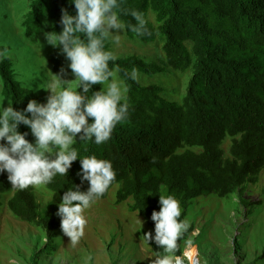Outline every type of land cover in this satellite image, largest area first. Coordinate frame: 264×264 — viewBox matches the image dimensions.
Masks as SVG:
<instances>
[{"label": "trees", "instance_id": "trees-1", "mask_svg": "<svg viewBox=\"0 0 264 264\" xmlns=\"http://www.w3.org/2000/svg\"><path fill=\"white\" fill-rule=\"evenodd\" d=\"M122 7L139 10L148 19V34L137 36L128 30L127 35L158 41L164 57L149 61L137 54L117 56L118 76L124 77L133 67L139 72L138 82L126 81L129 117L116 125L104 144L80 143L77 137L75 147L81 156L109 159L116 171V180L100 199L117 186L116 202L132 199L130 209L150 226L143 234H154L151 214L160 209V195H173L180 202L182 220L194 199L211 193L226 197L238 191L245 207L253 205L244 194L247 184L257 183L264 171V0H123ZM62 8L75 13L69 0H31L23 20L25 35L61 31ZM121 19L135 24L130 15ZM10 50L0 43L3 97L13 100L17 109L32 99L45 102L21 79ZM66 60L54 47L55 71ZM173 72L190 74L182 99L142 78ZM100 87L95 85L94 90ZM19 131L29 132L26 138L34 140L27 126L21 125ZM227 138L231 139L228 157ZM80 168L78 158L67 176L57 175L47 188L61 196L73 184L86 191L88 182L81 184L77 175ZM7 193H12L7 204L15 216L47 234L62 232L58 203L42 205L36 187L14 189L5 172L0 174V209ZM193 229L178 241L177 256L183 255ZM149 244L155 255L162 251L154 241ZM55 250L53 246L51 253Z\"/></svg>", "mask_w": 264, "mask_h": 264}, {"label": "clouds", "instance_id": "clouds-1", "mask_svg": "<svg viewBox=\"0 0 264 264\" xmlns=\"http://www.w3.org/2000/svg\"><path fill=\"white\" fill-rule=\"evenodd\" d=\"M69 4L75 6V13L62 8V30L45 35L47 43L58 48L70 62L68 68L75 79L54 75L51 81L38 86L50 92L46 102L32 99L23 109L14 108L11 99H7V106L5 99L0 100V174L7 173L14 189L46 186L57 175L67 176L79 158L81 168L77 175L81 184L87 181L89 186L82 191L80 185L73 184L64 191L56 213L63 234L76 245L88 223L85 210L103 197L116 180L111 160L95 154L80 155L75 147L77 137L80 143L92 141L101 145L109 141L116 125L129 117L126 81H139L135 67L131 72L125 71L124 77L118 76V57L106 44L118 45L128 30L142 36L149 29L145 13L122 7L123 0H69ZM121 15H130L135 24H126ZM95 85L101 87L94 90ZM21 125L30 129L34 140L26 138L29 132L19 131ZM159 204V211L151 214L154 234H143L148 244L154 241L162 249L150 264H183L176 252L178 241L190 224L180 219V202L173 195H160ZM92 260L89 254L84 264Z\"/></svg>", "mask_w": 264, "mask_h": 264}, {"label": "rangeland", "instance_id": "rangeland-1", "mask_svg": "<svg viewBox=\"0 0 264 264\" xmlns=\"http://www.w3.org/2000/svg\"><path fill=\"white\" fill-rule=\"evenodd\" d=\"M30 3L31 0H0V43L10 46L9 54L18 61L21 79L46 102L50 92L38 86L51 81L54 75L68 80L75 77L68 60L55 71L54 46L47 43L45 32L25 35L23 20ZM111 48L117 56L137 54L149 61L164 57L158 41L130 38L127 32L121 35L118 45L111 43ZM142 78L162 85L169 96L182 99L190 74L173 72ZM3 99L0 78V100ZM4 105L7 106V99ZM230 146L231 139L227 138V157ZM116 191L117 186L108 197L98 199L85 210L88 223L76 245L63 232L58 236L47 234L15 216L7 204L12 193L4 194L0 209V264H84L89 254L93 256L90 264H150L156 255L143 239V232L150 226L130 209L132 199L116 202ZM36 194L42 205L52 201L59 204L62 200L47 186L36 187ZM244 198L254 204L245 207L238 191L226 197L211 193L191 202L186 220L194 229L180 256L183 264H264V171L257 183L247 184ZM53 246L56 250L51 253Z\"/></svg>", "mask_w": 264, "mask_h": 264}, {"label": "bare ground", "instance_id": "bare-ground-1", "mask_svg": "<svg viewBox=\"0 0 264 264\" xmlns=\"http://www.w3.org/2000/svg\"><path fill=\"white\" fill-rule=\"evenodd\" d=\"M192 253V252H191Z\"/></svg>", "mask_w": 264, "mask_h": 264}]
</instances>
